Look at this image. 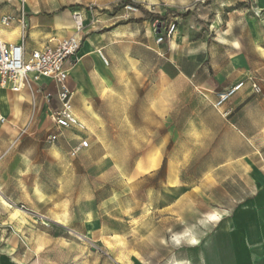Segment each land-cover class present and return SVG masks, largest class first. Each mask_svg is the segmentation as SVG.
<instances>
[{"label": "rangeland", "instance_id": "1", "mask_svg": "<svg viewBox=\"0 0 264 264\" xmlns=\"http://www.w3.org/2000/svg\"><path fill=\"white\" fill-rule=\"evenodd\" d=\"M18 1L0 0V10L15 13ZM21 1L27 18L91 11L82 35L113 38L107 68L117 83L114 95L91 102L100 124L60 130L53 143L46 120L0 129V148L6 142L17 151L0 169V245L13 246L23 264H193L185 240L205 230L202 213L215 194L202 189L193 203L169 205L182 190L167 188V156L159 170L157 158L140 156L158 142L155 127L140 123L149 102L139 86L155 69L206 48L214 73L236 74L238 61L264 101V0ZM128 3L138 11H126ZM81 140L88 148L70 156Z\"/></svg>", "mask_w": 264, "mask_h": 264}, {"label": "crops", "instance_id": "2", "mask_svg": "<svg viewBox=\"0 0 264 264\" xmlns=\"http://www.w3.org/2000/svg\"><path fill=\"white\" fill-rule=\"evenodd\" d=\"M79 11L85 28L90 24L92 12ZM15 13L0 10V18H12L8 27L0 24V41L18 44L25 32L26 56L47 45L54 46L73 33L69 12L27 18L23 14V1L19 0ZM112 39L83 35L77 61L68 70L73 113L82 124H100L91 102L107 100L115 93L117 78L107 68ZM209 55L206 48L191 50L185 60H174L166 68L155 69L150 78H145L148 83L139 86L148 94L149 102L140 123L155 127L158 142L153 138L140 156L157 158L158 170L161 158L167 156V188L182 190L169 205L188 200L193 203L192 196L202 189L215 194L202 213L205 230L185 240H191L193 264H264V160H258L264 158V147H257L258 141H264V122L260 116L264 113V101H259L245 86L215 108L218 92L254 77L239 72L238 61L231 65L236 74H216L211 62H207ZM57 92L56 84L46 79L31 82L19 92L0 88V114L9 126L46 120L51 125V134L54 132L51 114L59 107ZM165 124L169 131L161 133L159 126ZM3 127L4 124L0 125V129ZM4 129L13 131L8 126ZM11 152L16 153L13 157L17 156V151L8 150L5 142L0 148V169L14 163ZM144 168L143 163L141 169ZM3 233L0 230V237ZM0 264L23 262L13 246L0 245Z\"/></svg>", "mask_w": 264, "mask_h": 264}, {"label": "built area", "instance_id": "3", "mask_svg": "<svg viewBox=\"0 0 264 264\" xmlns=\"http://www.w3.org/2000/svg\"><path fill=\"white\" fill-rule=\"evenodd\" d=\"M125 10L130 12L138 11L137 8L130 4L125 6ZM72 18L73 33L70 36L54 46L47 45L40 50H34L28 56L24 52V36L18 44H6L0 41V88L19 92L27 84L37 82L40 79L50 80L58 87L57 101L59 107L51 114L54 132L47 137L50 143L57 140L60 130L83 128L82 123L73 113L71 105L73 92L68 84V70L77 61V54L83 38V15L80 11H75L72 14ZM11 21L12 18L8 16L0 18V24L4 27H8ZM172 30L173 26L170 31ZM160 42L161 38L156 41L157 44ZM101 59L104 64H107L102 56ZM245 86H248L252 94H258L261 91L257 80L250 77L246 81H240L218 92L214 107H220ZM5 122L6 119L0 114V125L5 124ZM87 148L88 142L81 140L76 146L71 148L69 155L75 156Z\"/></svg>", "mask_w": 264, "mask_h": 264}, {"label": "trees", "instance_id": "4", "mask_svg": "<svg viewBox=\"0 0 264 264\" xmlns=\"http://www.w3.org/2000/svg\"><path fill=\"white\" fill-rule=\"evenodd\" d=\"M128 4H130V5L134 6L135 8L139 9L138 6H136L135 4H131V3H128ZM141 12L144 14L145 17H149V14H148V12L146 10L141 9ZM179 16L186 17V16H188V13L181 14Z\"/></svg>", "mask_w": 264, "mask_h": 264}]
</instances>
